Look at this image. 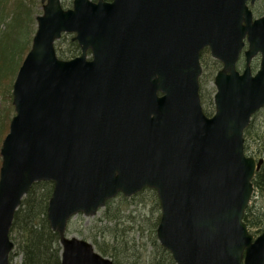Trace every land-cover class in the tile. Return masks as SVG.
Here are the masks:
<instances>
[{
    "label": "water",
    "instance_id": "water-1",
    "mask_svg": "<svg viewBox=\"0 0 264 264\" xmlns=\"http://www.w3.org/2000/svg\"><path fill=\"white\" fill-rule=\"evenodd\" d=\"M256 1L75 0L64 10L41 0L0 150V264L14 249L15 213L39 182L54 185L47 219L62 264H114L68 237V223L146 188L160 202L157 239L176 264H264V232L254 239L243 222L263 165L244 153V131L264 108ZM63 34L75 35L79 57L58 59ZM205 49L222 64L212 118L199 95Z\"/></svg>",
    "mask_w": 264,
    "mask_h": 264
},
{
    "label": "trees",
    "instance_id": "trees-1",
    "mask_svg": "<svg viewBox=\"0 0 264 264\" xmlns=\"http://www.w3.org/2000/svg\"><path fill=\"white\" fill-rule=\"evenodd\" d=\"M10 0H0V15L6 14L5 8ZM34 0H17L12 9V17L4 31L0 30V95L7 93V100L11 102V89L16 74L22 61L31 48L33 32L30 27L33 22ZM2 18H0V24ZM5 40V42L3 41ZM3 41V44H2ZM2 44V46H1ZM64 47V48H63ZM56 53L59 59L70 60L80 55V48L71 36H64L56 44ZM209 53V52H208ZM205 50L201 55V64L204 68L202 58L208 55ZM11 55V57H10ZM243 67V64L240 65ZM220 63L213 61L211 67L207 66V74L214 80L216 73L220 70ZM205 74V73H204ZM202 75V77L204 76ZM201 77V79H202ZM10 83V84H9ZM5 98V95H4ZM213 108V104L211 103ZM12 109V106H11ZM9 109L4 115H0V145L8 134L10 115ZM203 107L207 117L212 114ZM254 125H250L245 131V152L247 153V139L253 137ZM259 152L264 150V143L257 149ZM1 167V163H0ZM255 190L260 192L264 204V190L261 173H258L253 182ZM148 193L151 204L160 210V204L156 192L145 189L141 193L131 198L119 195L114 200L107 203L103 209L102 221L110 234V241L98 238L94 240L98 250L104 257H111L114 264H175L171 255L161 247L156 237L151 238V250L140 251L135 239H128L126 232L115 227L121 223L123 218V208L130 205L140 194ZM53 193V184L50 182L36 183L32 186L27 196L23 199L20 208L17 210L13 225L10 231L11 241L15 245L14 251L10 256V264H13L14 256L21 257L20 264H61V247L59 237L54 233L47 220V209L49 200ZM160 217H158V226ZM243 222L253 235L264 232V206L259 207L256 202H251L246 209ZM112 227V228H109ZM106 232L104 231V234Z\"/></svg>",
    "mask_w": 264,
    "mask_h": 264
},
{
    "label": "rangeland",
    "instance_id": "rangeland-1",
    "mask_svg": "<svg viewBox=\"0 0 264 264\" xmlns=\"http://www.w3.org/2000/svg\"><path fill=\"white\" fill-rule=\"evenodd\" d=\"M10 1L11 2L5 8L6 14L0 15V18H2V22L0 24L1 31H4L7 27V24L10 22L12 17V9L15 8L14 4L16 3L17 0H10ZM72 1L73 0H62L65 8H69L70 5L72 4ZM32 9H33V22L31 23L30 27L33 32V36H32L33 39L35 32L37 30V17L43 14V5L41 4V0H34ZM252 11L254 13V18L257 19L261 17L264 14V0H258L257 3L252 7ZM3 41L5 42V40ZM202 60L205 65L203 68V74L204 73L205 74L200 82L201 100L203 107L205 109H208L207 111L213 114L215 111L213 99L216 93V89L214 86V80L212 81L211 78L208 77L206 70H207V66L211 67L213 61L215 60L210 56V53H208L207 56H204ZM259 65H260V57L255 59L253 62L252 69L254 73L259 69ZM239 69L242 71L243 68H241V66L239 65ZM7 96H8L7 93L0 95V115H4L9 109H11L12 102H9V100H7ZM211 103L213 104V108L211 106ZM11 110L12 113L10 115V118H12L14 115L13 106ZM2 119L3 118L0 119L1 122ZM251 124L254 125L256 130H258V133L254 130L253 137L247 139L248 151L246 154L249 157L256 158L257 160L258 159L264 160V150L261 152L257 150L258 146L264 143V109H262L253 118ZM0 163H1V157H0ZM251 202H256V204L259 207L264 206L262 196L258 191V189L254 191V195ZM123 209H124L122 214L123 218L121 220V223H119V225L115 227L121 229V231H125L126 237L128 239H135L136 244L138 246L137 249H139L140 251L148 249V251H150L151 238L154 236L153 231L157 229L156 223L158 222V217L161 216V210H158L155 205L153 206L151 204V199L148 196L147 192L137 196L134 201L130 202L129 206H126ZM102 214H103V210H100L99 213L94 217L87 218L83 215L75 216L68 225L67 235L69 237L84 239L92 243L96 251L100 253L94 240L98 238L99 241H102L103 236L105 235L106 241H110V234H108V230H107L108 228L105 227L106 222L102 221ZM104 231L106 232L105 234ZM258 235L260 234H257L255 236ZM15 252L16 251H14V253ZM15 257L16 256H14L13 264H20L21 257L19 256H17V258ZM108 258L111 259V257Z\"/></svg>",
    "mask_w": 264,
    "mask_h": 264
},
{
    "label": "flooded vegetation",
    "instance_id": "flooded-vegetation-1",
    "mask_svg": "<svg viewBox=\"0 0 264 264\" xmlns=\"http://www.w3.org/2000/svg\"><path fill=\"white\" fill-rule=\"evenodd\" d=\"M91 1H93V2H97V0H91ZM113 0H103V2H105V3H111Z\"/></svg>",
    "mask_w": 264,
    "mask_h": 264
},
{
    "label": "bare ground",
    "instance_id": "bare-ground-1",
    "mask_svg": "<svg viewBox=\"0 0 264 264\" xmlns=\"http://www.w3.org/2000/svg\"><path fill=\"white\" fill-rule=\"evenodd\" d=\"M61 4H62V8H63V9H66L65 6L63 5L62 0H61ZM37 27H38V23H37ZM36 31H37V30H36ZM35 34H36V32H35ZM34 36H35V35H34ZM33 38H34V37H33Z\"/></svg>",
    "mask_w": 264,
    "mask_h": 264
}]
</instances>
